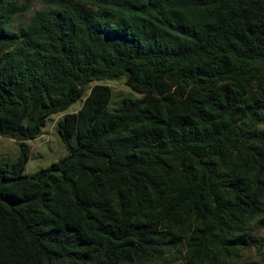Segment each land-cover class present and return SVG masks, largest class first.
Wrapping results in <instances>:
<instances>
[{
  "label": "trees",
  "instance_id": "trees-1",
  "mask_svg": "<svg viewBox=\"0 0 264 264\" xmlns=\"http://www.w3.org/2000/svg\"><path fill=\"white\" fill-rule=\"evenodd\" d=\"M40 1L14 25L29 0H0V135L17 143L0 264H255L264 0ZM119 79L140 96L108 109L100 82ZM82 95L56 121L67 154L23 173L26 141Z\"/></svg>",
  "mask_w": 264,
  "mask_h": 264
},
{
  "label": "rangeland",
  "instance_id": "rangeland-1",
  "mask_svg": "<svg viewBox=\"0 0 264 264\" xmlns=\"http://www.w3.org/2000/svg\"><path fill=\"white\" fill-rule=\"evenodd\" d=\"M42 5L40 0H29V8L26 12L15 17L13 24L18 25L24 23L29 14L40 8ZM97 83V82H95ZM110 87L111 96L107 104V108L111 109L116 106L120 96L128 98H138L139 93L134 92L126 86L122 79L119 80H108L100 82ZM94 83H90L84 89V95L87 94L89 88ZM84 95L70 103L63 111L58 113L50 114L46 119L45 123L41 128L40 134L34 139L27 140L28 145V159L23 167V173L29 174L36 170L48 166L50 163L57 161L67 154V150L62 144L59 135L56 130V121L65 113H71L78 110L81 105V101ZM119 97V98H118ZM117 98L116 102L114 100ZM71 142L75 140L72 137ZM17 156V143L16 141L8 136L0 135V161L11 162L15 160ZM259 233L264 236V228L260 229ZM262 257H259L254 249L249 252V261H254L255 264H264V246L261 247ZM241 264H243L241 262Z\"/></svg>",
  "mask_w": 264,
  "mask_h": 264
}]
</instances>
